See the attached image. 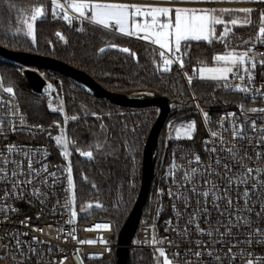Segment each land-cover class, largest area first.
<instances>
[{
  "label": "built area",
  "instance_id": "built-area-1",
  "mask_svg": "<svg viewBox=\"0 0 264 264\" xmlns=\"http://www.w3.org/2000/svg\"><path fill=\"white\" fill-rule=\"evenodd\" d=\"M65 1L57 0L58 5H63L56 8L61 18L67 14L70 19L89 21L84 17L77 18L79 14L69 9ZM94 1L171 6L164 0ZM218 5L264 10V4L258 3L210 2L180 6L212 8ZM136 21L151 23V17H136ZM121 35L153 47L163 67L166 66L165 59L173 60L167 67L178 68L189 83L179 64L181 52H175L173 41L170 51L153 43L154 36L148 40L138 38L146 35L144 32ZM249 48L253 53H264V44L259 42L247 45L243 51ZM160 52H164V57ZM260 59L257 55V61ZM242 74L229 73L227 80L222 81L232 89L236 85L246 86L248 78L245 76L241 80L239 75ZM253 75L251 87L264 91V68L259 63ZM6 88L0 79V169L3 170L0 172V206L5 209L0 212V264H92L94 260L108 259L116 247L117 227L110 219L81 220L73 183L70 187L68 182L71 173L68 171L70 157L66 138L62 139L63 147L58 152H54L47 143L27 139V133H38L41 127L27 121L15 95L6 92ZM42 90L48 95L47 109L63 115L62 103L54 100L49 87L44 85ZM239 93L250 100L248 109L264 108V97L259 93ZM196 110L205 131L202 143L200 147L185 142L175 145L171 179L164 191L165 214L149 223H138L129 249L140 248L148 252L155 264H160L163 257L176 264H247L249 259L254 262L259 259V264H264V243L257 242L264 240V236L251 235L256 229L264 232V142L257 132L251 130L252 120H256L258 129H264V114L244 108L239 113L224 110L209 121L198 105ZM213 132L217 136H213ZM236 132L244 139H234ZM233 153H238V156L233 158ZM224 165L228 166L227 171ZM248 168L259 172L246 174ZM245 179L247 184L241 182ZM29 180L30 184L21 183ZM14 184L17 185L15 190ZM225 189H228L226 193ZM246 189L248 197L244 196ZM204 191L210 193L207 203L202 196ZM225 196L232 200L231 205L226 203ZM214 200L223 214L213 207ZM205 207L209 216L203 215ZM197 209L200 215L189 223ZM237 217L240 218L239 223ZM245 217L250 226L244 225ZM197 224L203 232L198 231ZM229 225H232L230 235ZM249 239L252 241L250 244L247 242ZM154 240L158 242L154 243ZM158 249H164L165 255L161 256ZM196 252L201 255L197 257Z\"/></svg>",
  "mask_w": 264,
  "mask_h": 264
},
{
  "label": "trees",
  "instance_id": "trees-1",
  "mask_svg": "<svg viewBox=\"0 0 264 264\" xmlns=\"http://www.w3.org/2000/svg\"><path fill=\"white\" fill-rule=\"evenodd\" d=\"M50 2L0 0V45L64 61L83 70L110 91L157 92L172 103L167 118L194 119L195 130L191 139H170L164 145L162 134L166 121L158 135L155 171L139 224L157 220L166 211L164 191L171 179L175 145L185 142L200 147L202 143L205 131L196 106L209 121L224 110L239 113L241 105L244 109L249 108L250 100L237 90L225 86L222 80L199 79L196 69L213 64L216 55L243 50L247 46L243 42L258 35V12L251 14V26L243 23L232 26L229 20L239 16L244 18V14H225L222 19L232 31L225 35L222 32L224 24L216 25L211 44L191 41L190 47L184 49L182 43V69L185 75L193 78L189 84L175 66L168 72L163 71L158 52L153 47L89 21L65 20L57 10V15L53 16ZM37 7L44 10V15L34 20L33 36L29 37L20 20ZM222 35L223 41L218 39ZM122 48H128L130 52L125 53ZM185 51L187 55H183ZM23 68L0 58L3 85L13 89L27 121L41 127L40 132L27 133L26 138L47 143L58 152L60 146L56 138L63 133L68 144L75 204L80 209L81 220L110 219L118 229L140 186L142 148L156 116V108L116 105L93 96L68 77L36 68L54 100L62 103L63 115L51 112L45 104L48 95L44 90L36 93L28 86ZM86 152H92V158L81 154ZM158 189L159 192L154 193L155 201L149 203V195ZM92 264H116L114 251L108 259L94 260ZM129 264L155 262L148 252L133 248L129 250Z\"/></svg>",
  "mask_w": 264,
  "mask_h": 264
},
{
  "label": "snow or ice",
  "instance_id": "snow-or-ice-1",
  "mask_svg": "<svg viewBox=\"0 0 264 264\" xmlns=\"http://www.w3.org/2000/svg\"><path fill=\"white\" fill-rule=\"evenodd\" d=\"M165 3L171 5V6H155V5H137L132 4L129 5L127 3H107V2H91V0H80V2H73L68 5V7L76 10L79 12V17H84L89 20L90 23H93L95 25H98L106 30H114L121 34L132 36L134 34H138L139 32H144L146 35L144 36H138L140 39L148 40L150 36H154L155 39L152 41L155 44H158L160 48H169L171 51V42L174 40L175 42V52L179 53L181 52L182 43L183 48L188 49L190 47L191 41H206L209 44L213 42V37L216 33V25L224 24V34L231 32L232 29L225 24V21L222 19V17L225 14H228L231 16L233 13H243V25L245 26H251L253 24L251 20V14L253 12H258L259 15V24H258V35L250 39L248 41H244L243 43L245 45L248 44H255L256 42H259L260 44H264V10H258L251 7H243L238 9H227V8H194V7H183L180 5L184 4H194V3H210V2H226V0H164ZM227 2H235V3H258V4H264V0H227ZM51 3L53 5L52 9V15L56 16V8L57 7H63V5H58L57 0H51ZM85 10H91V16H86ZM37 15L43 16L44 10L42 8H36L35 14L32 16V19L35 20L37 18ZM136 17H151V23H140L136 21ZM161 18H164L163 21ZM63 19L69 20L70 18L67 14L63 16ZM131 22V24H130ZM229 23L232 26H236L238 24V18H231L229 20ZM28 33L27 35L32 34V24H28ZM59 36L60 34L57 33ZM63 38V37H61ZM218 39L223 41V35L218 37ZM101 52L104 51L103 48L100 49ZM121 51L125 53H129L130 50L128 48H122ZM132 55H135L132 53ZM164 52H160V56L164 57ZM183 55H187V52L185 51ZM257 55L261 57L259 61H257ZM214 60L216 62L224 61L225 66L224 67H216V68H202L200 69L201 78H207L211 80H227L228 76L227 74L232 73L233 75L240 74L243 72L242 75H239V78L241 80H244L245 76L248 78V84L246 86H240L236 85L235 90L241 92V93H249V92H257L261 97H264V91H261L260 89H253L251 87L253 80H254V70L257 67V63L261 65L262 68H264V53H253L251 49H247L243 52H231L227 53L225 55H216L214 57ZM173 63V60L171 59H165L164 64L166 65L163 68L164 72L170 71V68L167 67L168 65H171ZM203 63V61H201ZM179 64L180 67L184 66V61L182 58H179ZM250 65V66H245ZM208 72L212 75L205 77L204 73ZM187 75V74H186ZM192 76H188V82L189 84L192 83ZM227 86V85H225ZM6 92L12 93L13 89L11 87H7L5 89ZM243 109V105L240 106ZM247 111L253 112V113H262L264 114V108H250L247 109ZM235 115V114H233ZM72 119H76V117H72ZM195 129L194 122L192 124H189L183 128L184 135L191 139V133ZM251 130L258 133V136L261 140V142H264V129H258L257 128V122L256 120L251 121ZM180 130H177V136L179 137ZM213 136H217L216 132L212 133ZM234 139H244V137L239 133H234ZM57 143L59 144L60 137L56 138ZM9 151H12V149H9ZM229 151H232L229 149ZM82 155H85L89 158H92L93 153L92 152H86L81 153ZM66 155V153H65ZM238 156V153H233V158H236ZM197 161H199V157H196ZM239 163V160H237ZM217 165L220 164V161H216ZM31 168V164L29 165ZM225 170H228V166L224 165ZM3 170L0 169V172ZM46 171V169H45ZM69 173H71V167L69 166L68 169ZM196 170L193 169V172ZM253 171L259 172V170H254L251 168L246 169V174H251ZM215 174V173H213ZM16 173H13V176H15ZM52 175H55L54 173ZM68 182L70 187L72 186V177L69 174L68 176ZM244 184L248 183V180H242L241 181ZM21 183H31V181H21ZM17 187L16 184L13 185V190H15ZM93 187H95L93 185ZM215 188V186H214ZM195 191V189H193ZM225 193L228 191V189L224 190ZM35 194V193H34ZM8 193H5V196H7ZM169 195H172L170 192ZM210 193L209 191H204L202 193V196L205 198V203H207V198L209 197ZM264 195V193H262ZM244 196L248 197L249 192L246 189L244 192ZM219 199V198H217ZM224 200L228 205H231L233 202L230 198L227 196L224 197ZM187 203V201H185ZM245 203L247 204V200H245ZM213 207L216 208L218 211L223 214V210L219 209L218 203L216 201H213ZM4 207L0 206V212L4 211ZM12 211H15V209H12ZM196 215L193 216L192 220L189 221V223H193V221L196 220V216L200 215V210L197 209ZM73 216L76 215L75 212L72 213ZM203 215L209 216L210 213L208 211V208L205 207L203 209ZM259 216L260 213H257ZM239 217H237V223H239ZM170 223V222H169ZM243 223L245 226H250V221L245 217L243 219ZM107 227V226H105ZM231 227L232 225L228 226V234H231ZM197 229L200 232H203V229H199V226L197 224ZM39 230V229H38ZM42 231V230H40ZM186 231V229H185ZM217 232H219V229H216ZM208 235H211V232L208 233ZM251 235L256 236H264V232H262L260 229L254 230ZM154 243H157L158 241H153ZM249 244L252 243L251 239L247 241ZM258 243H264V240H258ZM81 243H85V241H81ZM87 243H94V241H87ZM161 256L165 255L164 249H158ZM231 251V249H229ZM178 255V254H177ZM195 255L199 257L201 255L200 252H196ZM211 255V253H209ZM219 259V257H217ZM164 264H171L170 260H167L165 258ZM247 264H259V259L257 261H253L251 259L248 260Z\"/></svg>",
  "mask_w": 264,
  "mask_h": 264
},
{
  "label": "water",
  "instance_id": "water-1",
  "mask_svg": "<svg viewBox=\"0 0 264 264\" xmlns=\"http://www.w3.org/2000/svg\"><path fill=\"white\" fill-rule=\"evenodd\" d=\"M0 58L24 67L22 70L23 76L28 86L36 93H40L45 85V79L36 69L41 68L68 77L93 96L103 98L113 104L133 108H156V116L149 128L142 148L140 186L129 212L116 233L115 263L129 264V244L139 223L141 211L146 202L149 186L154 175L157 158V138L168 117L172 105L171 101L166 96L150 90L110 91L101 86L83 70L51 56L10 49L0 45Z\"/></svg>",
  "mask_w": 264,
  "mask_h": 264
},
{
  "label": "rangeland",
  "instance_id": "rangeland-1",
  "mask_svg": "<svg viewBox=\"0 0 264 264\" xmlns=\"http://www.w3.org/2000/svg\"><path fill=\"white\" fill-rule=\"evenodd\" d=\"M139 1H144V0H139ZM73 2H80V0H66L65 1V3H66V5H67V7H68V5L70 4V3H73ZM91 2H99V1H94V0H91ZM227 2V1H226ZM58 3V2H57ZM103 3V2H102ZM107 3H112V2H107ZM218 3V2H217ZM221 3H223V2H221ZM129 5H132V4H129ZM137 5H139V4H137ZM142 5V4H141ZM37 8H39V7H37ZM69 9H71L72 11H74V12H76V13H78L79 14V12L78 11H76V10H74V9H72V8H70V7H68ZM202 8H204V7H202ZM212 8H217V9H221V8H227V9H233V8H229V7H227V6H220V5H218L217 7H212ZM241 8H243V7H241ZM238 9V8H237ZM89 11L90 10H85V13L86 14H89ZM35 14V9L31 12V13H29L28 15H25V16H22V18H21V20H20V22H22L23 23V25L25 26V32H26V34L28 33V27H27V25L30 23V24H32V26H33V19H32V16ZM240 14H243V13H240ZM37 17H39V15H37ZM236 18H238V23H242V21H243V18H241V16H239V17H236ZM228 26V25H227ZM224 27H225V25H224ZM224 27H223V29H222V32L224 33ZM229 27V26H228ZM29 37H32L33 36V27H32V34L31 35H28ZM248 39V38H247ZM247 41V40H246ZM231 52H233V51H228V52H226L225 54H227V53H231ZM235 52H243V50H240V51H235ZM225 54H221V55H225ZM225 66V62L224 61H220V62H214L213 64H210V65H201V66H199L197 69H196V76L199 78V79H204V80H211V79H207V78H201V73H200V69H202V68H216V67H224ZM210 75H212L211 73H208V72H205L204 73V76L205 77H207V76H210ZM227 76H228V74H227ZM221 80H223V79H221ZM48 87V86H47ZM50 89V88H49ZM194 122V119L193 118H189V119H177V120H175L174 118H167V120H166V122H165V124H164V128H163V134H162V142H163V144L165 145L166 144V142L168 141V140H170V139H189V138H187L185 135H184V131H183V128L185 127V126H187V125H189V124H192ZM177 130H180V135H179V137L177 136ZM195 130V129H194ZM193 133H194V131H192V133H191V137H192V135H193ZM58 137H60V143H59V146H60V148L61 147H63V143H62V139H64L65 137H64V135H63V133H62V136L61 135H59ZM62 143V144H61ZM159 192V189L158 190H155L153 193H151L150 195H149V197H148V199H149V203H153L154 201H155V198H154V193L155 192ZM167 260H169V259H167ZM164 261H165V257H163L162 258V262L160 263V264H164ZM171 264H176V263H174V262H172L171 261Z\"/></svg>",
  "mask_w": 264,
  "mask_h": 264
},
{
  "label": "crops",
  "instance_id": "crops-1",
  "mask_svg": "<svg viewBox=\"0 0 264 264\" xmlns=\"http://www.w3.org/2000/svg\"><path fill=\"white\" fill-rule=\"evenodd\" d=\"M227 1V0H226ZM233 9H237V8H233ZM86 14V13H85ZM88 16H91V10L89 11V14H87ZM173 43H174V45H175V42H174V40H173Z\"/></svg>",
  "mask_w": 264,
  "mask_h": 264
}]
</instances>
